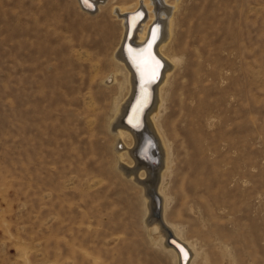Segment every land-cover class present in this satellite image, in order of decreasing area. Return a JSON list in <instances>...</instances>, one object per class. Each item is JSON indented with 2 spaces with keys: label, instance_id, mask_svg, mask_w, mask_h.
<instances>
[{
  "label": "rangeland",
  "instance_id": "374dc122",
  "mask_svg": "<svg viewBox=\"0 0 264 264\" xmlns=\"http://www.w3.org/2000/svg\"><path fill=\"white\" fill-rule=\"evenodd\" d=\"M135 2L0 0V264H177L111 129L128 93L112 8ZM178 7L164 218L194 264H264V0Z\"/></svg>",
  "mask_w": 264,
  "mask_h": 264
},
{
  "label": "bare ground",
  "instance_id": "6f19581e",
  "mask_svg": "<svg viewBox=\"0 0 264 264\" xmlns=\"http://www.w3.org/2000/svg\"><path fill=\"white\" fill-rule=\"evenodd\" d=\"M79 1L84 9L92 13L102 9L110 0ZM180 3L181 0H136L130 7L126 8L125 5H114L112 8L114 15L120 19L123 29L121 41L114 52V59L123 71L125 70L126 72L128 93L117 108L116 115L112 120L111 129L117 138V152L121 158L123 155H126L131 159V163L121 159L119 163L120 170L127 177L141 185L146 191L150 209L148 219L150 227L158 232V235L160 234L164 245L175 254L177 264H182L181 253L175 245L169 244L168 239L170 235H173L177 242L187 247L190 256L186 264H194L198 255L195 248L174 231L164 218L166 204V197L163 194L165 188L164 173L168 168L169 148L162 132L159 118L165 112L164 88L179 65L178 58L166 53V48L170 45L174 36V18ZM93 8L94 10H92ZM154 23L160 27V35L155 44L154 52V57L160 61V65L157 61L155 62L149 49L141 52H136L137 49H134V47L143 45L146 42L150 34V28ZM129 30L132 35V39L129 40V46L130 48L133 47V51L124 46V41L126 36H128ZM133 62L140 63L139 74L143 80H150L155 77L156 73L160 72L159 79L152 86V105H149L145 113L146 129L141 131L140 135L126 123L127 121L123 120L128 112L127 109L129 108L128 106L135 86L134 79L135 75H137L133 68ZM116 80L117 77L114 74L111 77V82H116ZM135 116L136 113L132 111L126 120L128 119L130 122H133ZM145 138H150L154 141L152 157H143V155L145 156V151L138 155L139 143L141 139L144 140Z\"/></svg>",
  "mask_w": 264,
  "mask_h": 264
},
{
  "label": "water",
  "instance_id": "95a60500",
  "mask_svg": "<svg viewBox=\"0 0 264 264\" xmlns=\"http://www.w3.org/2000/svg\"><path fill=\"white\" fill-rule=\"evenodd\" d=\"M92 10H94V8ZM143 16L145 15L143 14ZM130 35L131 34L129 30L128 36H126L125 41H124V46L132 50L133 47L130 48L129 46V40L132 39V35L131 36ZM159 35H160V27L156 23H154L150 28V34L146 42L143 43V45L134 47V49H137L136 52H141L143 50L149 49L152 57L155 59V62L157 61V63H159L160 65V61L154 57L155 44L157 43ZM132 64H133L134 71L136 72L138 76L135 75V79H134L135 86H134L133 95L130 99V104L128 106L129 108L127 109L128 112L126 113V116L124 117L123 120L127 121L126 123L130 125L133 128V130L136 131V133L139 134L141 131L146 129L145 128L146 127L145 126V113H146L147 108L151 104V101L153 98L152 86L159 79L160 72L158 74L156 73L155 77L151 78L150 80H143L139 74L140 73V63L133 62ZM161 68H162V64H161ZM132 111L136 113V116H135V120L133 122H130L128 119L126 120V118H128L131 115ZM153 142L154 141L150 138H145L144 140L141 139L139 143L140 147H139V150L137 151L138 155H140L141 152L143 153L145 151L144 153L145 156L143 155V157H146V156L152 157V154H153L152 147H154ZM168 242L171 245H175L180 250L182 264H186L190 256L187 247L177 242L174 239L173 235H170Z\"/></svg>",
  "mask_w": 264,
  "mask_h": 264
}]
</instances>
